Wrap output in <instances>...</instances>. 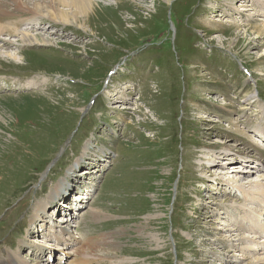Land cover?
Instances as JSON below:
<instances>
[{
	"label": "rangeland",
	"instance_id": "rangeland-1",
	"mask_svg": "<svg viewBox=\"0 0 264 264\" xmlns=\"http://www.w3.org/2000/svg\"><path fill=\"white\" fill-rule=\"evenodd\" d=\"M38 3L1 4L50 44L0 47V263L264 264V0Z\"/></svg>",
	"mask_w": 264,
	"mask_h": 264
},
{
	"label": "bare ground",
	"instance_id": "bare-ground-1",
	"mask_svg": "<svg viewBox=\"0 0 264 264\" xmlns=\"http://www.w3.org/2000/svg\"><path fill=\"white\" fill-rule=\"evenodd\" d=\"M8 1H11V3L14 1V0H0V11L2 10V8H3V6L1 5V4H6ZM23 4H24V6H29V11H33V12H35V13H37L38 15L41 13V14H43L44 13V11H42L41 10V8H40V5H39V3L38 2H41L42 0H20ZM76 4L77 3H79V4H81V6L79 7L80 9L81 8H83V6H85V4L87 3V2H92L93 0H73ZM121 1V0H120ZM156 1V0H155ZM166 1H168V0H166ZM37 2V3H36ZM117 2V1H116ZM248 4V3H247ZM156 5V4H155ZM249 5V4H248ZM248 5H243V6H248ZM156 8V7H155ZM158 9V8H157ZM253 9V8H252ZM241 11L242 10H248V8H245V7H242L241 9H240ZM256 13V12H255ZM46 14L48 15V16H51L52 18H55L57 21H59V22H66V18L65 17H63V15L62 14H64L63 13V11H61L60 13L58 12V10H57V12H51L50 10H48L47 12H46ZM255 15H258V16H261V15H263L262 14V12H260V13H256V14H254V16ZM264 16V15H263ZM38 18V17H37ZM37 18H31L30 19V21L28 22V23H31L32 21H34V20H36ZM1 20H2V14H1V12H0V22H1ZM77 24V26H79V27H81V28H84L83 27V25H81L78 21H75ZM10 31V29H8L6 26H4V25H1L0 24V47L2 48V47H6V46H9V45H13V43L14 42H16V41H18V42H20V43H23V45H31V44H47V45H49L50 44V41H47V40H45L41 35H39V34H31V33H29V32H23V31H19V30H16V29H14V30H11V31H13V34L16 36V37H18L19 39L18 40H7V37L6 38H4L5 36H3V34L5 33V32H9ZM212 31V30H211ZM230 35H231V33H230ZM2 36H3V38H2ZM229 38H231V37H229ZM2 39V40H1ZM9 39V38H8ZM22 54V51H18V52H9L8 54H5V55H3V56H6V57H8V58H10V59H12V60H15L16 59V56L17 55H21ZM21 61V64L25 61V60H20ZM64 81V80H63ZM52 86V85H51ZM9 89V88H8ZM56 92V91H55ZM75 99V98H74ZM73 100V99H72ZM35 102V101H34ZM58 110V109H57ZM50 117V116H49ZM38 138V137H37ZM264 138V137H263ZM57 139V138H56ZM58 141V140H57ZM55 143V142H54ZM56 145V144H55ZM223 146H225V144H223L221 147H220V152L222 153V156L221 157H223V156H226L227 158L229 157V153H227V152H225L226 151V149H223L224 147ZM20 147V146H19ZM49 147V146H48ZM52 147V146H51ZM25 149V148H24ZM23 149V150H24ZM19 151V150H18ZM236 151H238V148L237 147H235V148H233L232 149V153H234V152H236ZM231 153V154H232ZM17 156V155H16ZM18 156H19V154H18ZM10 157V156H9ZM12 164V163H11ZM19 164V163H18ZM29 164V163H28ZM248 165H251V163H248ZM249 170V169H248ZM86 171V170H85ZM247 171V170H246ZM249 171H252L251 169L249 170ZM262 175H259L258 177H256V178H253V179H251V180H245L246 182H249V181H255L256 183H255V185L256 186H258L260 183H261V180L263 179L262 177H261ZM231 178L232 177H234V176H230ZM260 177V178H259ZM238 178V177H237ZM66 181H67V179L65 180L64 179V181H61L60 182V184H58V186H59V188H56L54 191H56L57 193H58V191L60 190V189H64L65 188V186L67 185L66 184ZM68 187V186H67ZM261 191V190H260ZM262 191H264V190H262ZM264 194V193H263ZM52 199V196L49 198V199H47V201H37V204L38 205H40L41 207H40V209H38V213H36L35 215H34V217L35 218H37L38 220H39V218H44V216H42L41 215V213H43L44 211H45V206H47V204H46V202L48 203L50 200ZM55 200V199H54ZM54 200H52V202L54 201ZM64 204H62L61 205V207L63 206ZM52 206V205H51ZM63 209L64 210H66L65 209V207H63ZM45 213V212H44ZM31 217H33V214L31 215ZM44 220V219H43ZM45 221V220H44ZM44 224H46V223H44ZM31 225V224H30ZM39 225V224H38ZM41 225V224H40ZM37 227V226H36ZM241 228H242V226H240ZM260 227H261V224H260ZM235 228V227H234ZM239 228V227H238ZM31 229V228H30ZM262 229V228H261ZM52 230H54V228L52 227ZM52 230L50 231V232H52ZM34 231V230H33ZM232 234V233H231ZM238 234H239V232H238ZM73 235V234H72ZM232 235H234V234H232ZM257 235V234H256ZM263 235V234H262ZM231 236V235H230ZM62 238H65V239H67L69 242L72 240H70V237H71V234L70 233H68L66 236H61ZM60 238V237H59ZM232 238V237H231ZM233 242V241H232ZM32 243H36V241L35 240H33V242ZM68 243V242H67ZM22 244V243H21ZM46 247H50V249L52 248L51 246H46ZM52 252V251H51ZM17 254V252L15 251L14 253H8L7 255H6V257L4 258V259H2V262L0 263V264H12V263H14L15 262V258L13 257V255H16ZM42 258L43 257H41L40 259L42 260ZM18 260V259H17ZM46 261H48V259H46ZM257 261L258 260H255V262L254 263H252V264H257Z\"/></svg>",
	"mask_w": 264,
	"mask_h": 264
}]
</instances>
